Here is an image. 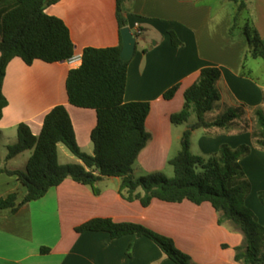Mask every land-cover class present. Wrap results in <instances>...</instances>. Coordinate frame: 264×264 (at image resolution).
I'll list each match as a JSON object with an SVG mask.
<instances>
[{"label": "crops", "instance_id": "0c3cea01", "mask_svg": "<svg viewBox=\"0 0 264 264\" xmlns=\"http://www.w3.org/2000/svg\"><path fill=\"white\" fill-rule=\"evenodd\" d=\"M123 9L131 32L135 23L142 30L127 66L124 101L150 104L145 127L151 138L137 161L150 173L177 154L185 128L172 124L170 116L182 109L184 91L200 69L218 67L221 101L216 111L226 107L227 111L243 109L245 113L226 128H199L204 131L195 141L198 156L207 157L221 144L250 146L249 153L239 159L250 183L244 204L263 225L260 194L264 193V149L253 141V128L247 120L256 109L264 110V65L257 64L262 82L253 68L258 58L247 59L249 76L240 75L247 41L242 31L234 35L229 32L232 3L133 0ZM50 13L66 24L77 53L86 47L119 43L116 0H59L50 7ZM245 16L264 39V0H247ZM170 31L180 45L171 43ZM70 69L66 61L35 60L27 65L19 57L10 60L3 82L7 104L0 117V142L6 148L16 142L19 123H26L38 135L44 115L52 107L63 105L71 117L78 146L82 151H93L90 133L96 125V111L69 103L65 82ZM175 85L178 88L173 97L166 99L164 93ZM199 129L192 132L191 150ZM60 150L69 157L63 144L58 145V154ZM6 154L0 155V167L24 168L26 162L22 166L17 163L21 154L10 160ZM30 154L28 151L25 161ZM119 186V178L107 177L97 184L100 191L94 194L90 186L67 178L16 212L9 207L0 209V264H175L145 236L126 234L113 239L106 231L75 230L93 218L139 223L169 236L195 264H241L234 259V249L242 243V233L229 223L218 224V214L209 202L196 205L188 200L172 203L153 199L143 207L138 200L125 199ZM10 193L17 194L19 203L26 188L15 175L0 172V198ZM42 247L48 251L41 252Z\"/></svg>", "mask_w": 264, "mask_h": 264}, {"label": "trees", "instance_id": "16d2710c", "mask_svg": "<svg viewBox=\"0 0 264 264\" xmlns=\"http://www.w3.org/2000/svg\"><path fill=\"white\" fill-rule=\"evenodd\" d=\"M59 0H0V117L7 101L3 94V82L8 63L14 57L27 65L35 60L48 63L66 61L75 52L69 29L58 17L50 13V7ZM133 0H116V17L119 25V43L116 46L86 47L82 51V63L70 69L65 82L68 101L80 108L96 111V125L90 133L93 151L81 150L75 139L71 117L63 105L52 107L43 118L38 135L21 122L17 125V140L7 146L6 160L31 151L23 169L0 167V172L15 175L25 186L26 193L17 203V194L0 198V209L11 208L16 212L28 202L42 198L47 191L70 178L88 185L94 194L97 184L107 177L120 179L119 192L127 200H138L143 207L153 199L179 203L188 200L196 205L209 202L218 214V224L229 223L243 235V241L235 247L234 259L241 264H264V224H259L245 208L244 199L250 191V183L239 159L248 154L250 146L242 144L232 148L221 144L218 151L202 157L191 152L192 132L199 128H226L243 115V109L222 113L213 120L206 114L217 110L221 96L217 82L221 71L215 66H205L195 81L184 91L182 109L170 116L174 125L188 121L191 114L196 120L189 123L180 139V149L168 160L173 176L150 172L135 176L133 166L149 142L151 135L145 121L150 104L146 101H124L129 61L120 57L122 38L120 30L127 26L123 7ZM233 6L231 35L242 31L247 49L241 65V76H249L246 61L260 58L264 62V39L251 19L245 16L247 0H229ZM173 45H180L170 31ZM178 86L164 93L173 97ZM258 132H252L253 141L264 149V114L256 109ZM63 144L81 163L60 164L58 145ZM264 193L260 194L264 204ZM77 232L106 231L113 239L126 234L145 236L175 264H195L181 251L169 236L158 233L142 224L114 222L109 218H93L75 228ZM41 252L48 249L42 247Z\"/></svg>", "mask_w": 264, "mask_h": 264}, {"label": "rangeland", "instance_id": "374dc122", "mask_svg": "<svg viewBox=\"0 0 264 264\" xmlns=\"http://www.w3.org/2000/svg\"><path fill=\"white\" fill-rule=\"evenodd\" d=\"M257 62L253 63V68L254 70L256 71V76L259 78V80L262 82L263 81V76L261 75V73L258 71L259 70V67L257 66V64L259 65H264V62L262 59L258 58L256 60ZM252 65V63L250 64ZM249 66V65H248ZM228 109L226 107H222V109L217 112L216 110L212 111V112H209L206 114V119L208 120H213L215 118H217L222 112H226ZM232 110V109H231ZM263 114H264V110L262 111ZM196 120V117L194 114H191L188 118V121L185 122V123H182L180 124L179 127H181L182 129H186L188 124L189 123H192ZM247 122L249 123V125L253 128V131H255V133L258 132V123H257V117L254 113H251L249 115V118L247 120ZM201 131H204L203 129H199V132L198 134H195V136H193L192 138V142H193V145H192V152L195 154V155H199V151L197 149V144L195 143L196 141V138L197 136L201 133ZM177 133V132H175ZM178 148H179V144H178ZM63 149L66 151V153L68 154L69 157H66L62 152L61 150L59 151V154H58V161L60 164H73V163H78V159L76 157H74L68 150L67 148L63 145ZM88 154H91V152H88V151H84ZM7 153V148L3 145L2 142H0V155H5ZM28 154V151H25L24 153H22L18 158H17V163L20 164L22 166V164H25V158ZM24 160V163H22ZM154 165H158V164H154ZM133 170H134V174L135 176H140L142 174H146V171L143 170L142 166L140 165V163L136 160L134 166H133ZM155 172H161V174L167 176V177H172L173 176V168L171 165H169L168 163L164 164L163 167H161L159 170L155 171ZM261 198V197H260ZM264 198V195L262 197V199ZM262 201V200H261ZM263 203V202H262ZM264 205V204H263ZM245 206V204H244ZM245 208H247L245 206ZM247 210L254 216V218L256 219L255 215L252 213V211L247 208ZM257 221V219H256ZM258 222V221H257ZM259 223V222H258Z\"/></svg>", "mask_w": 264, "mask_h": 264}, {"label": "water", "instance_id": "95a60500", "mask_svg": "<svg viewBox=\"0 0 264 264\" xmlns=\"http://www.w3.org/2000/svg\"><path fill=\"white\" fill-rule=\"evenodd\" d=\"M120 34L122 38L120 57L123 61H130L135 53L138 38L131 32L128 26L123 27L120 30Z\"/></svg>", "mask_w": 264, "mask_h": 264}, {"label": "built area", "instance_id": "2783aa9c", "mask_svg": "<svg viewBox=\"0 0 264 264\" xmlns=\"http://www.w3.org/2000/svg\"><path fill=\"white\" fill-rule=\"evenodd\" d=\"M142 30L139 26L138 23H135V31H134V35L139 38V36L141 35ZM66 62L68 63V65L72 68V69H76L78 68L81 63H82V53H77L74 52V54L72 56H70Z\"/></svg>", "mask_w": 264, "mask_h": 264}]
</instances>
